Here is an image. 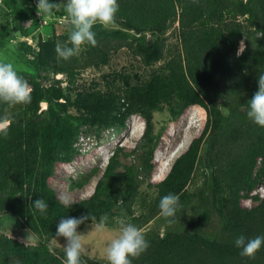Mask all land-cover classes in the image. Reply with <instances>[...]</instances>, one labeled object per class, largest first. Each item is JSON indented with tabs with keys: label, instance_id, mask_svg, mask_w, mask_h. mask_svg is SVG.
I'll return each instance as SVG.
<instances>
[{
	"label": "rangeland",
	"instance_id": "rangeland-1",
	"mask_svg": "<svg viewBox=\"0 0 264 264\" xmlns=\"http://www.w3.org/2000/svg\"><path fill=\"white\" fill-rule=\"evenodd\" d=\"M50 2L57 7L51 15L41 16L38 0H0V31L5 29L0 38V62H11L32 88L29 104L0 109V117L9 116L10 126L16 122L20 127L16 132L17 148L7 160L15 191L32 195L29 189H40L44 174L51 172L46 176L49 175V185L58 197L69 194L72 202L86 199L95 192L98 179L115 155L118 171L129 168L133 171L130 195L119 192L120 198L111 212L96 216L94 221L86 220L77 228L83 235L85 248L81 257L109 264L106 248L118 235L117 217L143 228L146 240L163 237L172 230L217 238L222 228L220 213L230 194L227 183L215 181L222 172L208 165V152L214 137L225 130L229 111L223 99L211 111L197 103L186 104L177 88L170 62L175 57L182 58L185 52L179 16L165 30L139 31L129 27L126 20L115 21L108 27L98 22L92 28L96 46L85 43L78 55L64 60L58 57L56 44L72 47L69 37L73 27L67 20V0ZM14 3L28 17L22 21L27 32L17 26ZM252 7L250 0H226L225 13L248 22ZM261 37L258 32L251 40L242 38L239 44L240 49L243 42L242 54L259 50ZM150 41L163 44V54L158 59L148 60L143 52V46ZM256 92L242 105L244 123L240 127L241 133L252 141L256 129L261 127L247 116L249 101ZM51 101L65 111L53 114L55 125L48 130L37 122L43 116L51 117ZM175 111H181L180 115L174 117ZM148 123L153 135L160 136L156 143L151 144L145 138ZM208 124L190 178L180 187L162 186L160 183L176 159L202 135ZM261 131L264 133V129ZM227 144L230 148L222 151L223 164L233 177L246 182L247 148L241 146L235 153L232 143ZM46 149L56 158L53 165ZM263 171L264 163L259 160L243 191V206L253 207L264 198ZM250 184L253 188L248 187ZM170 193L179 195L181 207L174 218L166 219L160 215L159 203ZM105 214L106 229L97 231L94 225ZM207 214L210 215L206 219ZM168 219L173 223L169 224ZM0 231L65 254L67 240L57 237V230L47 235L19 228L11 212L0 211Z\"/></svg>",
	"mask_w": 264,
	"mask_h": 264
},
{
	"label": "trees",
	"instance_id": "trees-1",
	"mask_svg": "<svg viewBox=\"0 0 264 264\" xmlns=\"http://www.w3.org/2000/svg\"><path fill=\"white\" fill-rule=\"evenodd\" d=\"M250 1L253 4L251 17L248 22H244L225 13L226 0H117L119 10L115 21L126 20L129 27L139 31L165 30L172 19L179 16L185 52L182 58L175 57L170 62L171 75L177 88L186 99V104L197 103L211 111L219 99H223L229 111L225 130L214 137L208 152V165L222 172L215 181L227 183L230 194L220 213L222 228L219 236L210 239L199 233L172 230L163 237L147 240L150 247L138 258L129 257L132 264H264V244L255 258H249L241 256L242 249L234 243L240 235L246 240L264 236V198L253 207L241 204L243 191L258 161L264 163V133L261 131L264 128L256 129L253 141L241 133L243 131L240 128L244 123L242 105L247 103L254 90L258 91V77L264 73V0ZM13 8L17 26L27 32L26 26L22 24L28 19L26 13L15 3ZM258 32L262 33L260 49L237 55L241 39L246 37L251 40ZM4 35L3 28L0 38ZM163 49V44L153 41L143 46L148 60L158 59ZM6 107L9 105L0 102L1 110ZM50 107L53 112L51 117L43 116L37 122L48 130L55 125L56 116L53 114H63L65 111L64 107L53 101ZM180 112L175 111L174 117L179 116ZM19 128L15 122L8 128L10 138L4 139L3 134L0 137V211L11 212L19 228L49 235L57 230L62 218L103 215L113 210L114 202L118 203L119 192L124 196L130 195V174L133 171L131 168L124 172L118 171L119 161L115 155L98 179L95 192L86 199L73 202L71 206L61 203L50 187L49 175H46L51 172L44 174L40 189H29L32 195L18 194L12 184L7 160L17 148L16 132ZM208 130L209 124L202 135L192 141L189 149L176 159L167 177L160 183L162 186L180 187L187 182L193 172L201 141ZM145 138L151 144L160 138L153 135L151 123L146 128ZM229 142L236 148L235 153L241 146L247 148L244 164L248 177L246 182L233 177L223 164L222 151L225 147L230 148ZM46 153L49 163L53 165L55 156L49 149H46ZM248 187L253 188V185ZM255 197L260 198L259 195ZM36 199L46 200V213L41 214L34 208ZM65 259V254L60 255L44 244H25L19 238L0 231V264H62ZM80 261L81 264H101L88 257L80 256Z\"/></svg>",
	"mask_w": 264,
	"mask_h": 264
},
{
	"label": "clouds",
	"instance_id": "clouds-1",
	"mask_svg": "<svg viewBox=\"0 0 264 264\" xmlns=\"http://www.w3.org/2000/svg\"><path fill=\"white\" fill-rule=\"evenodd\" d=\"M57 7L50 0H38V14L51 15L53 8ZM67 12V20L73 27L70 33V43L72 47L57 42L56 53L58 57L68 60L76 56L81 51V45L85 43L96 46V34L92 28L98 22L108 27L115 24V15L119 10L117 0H67L65 5ZM42 16V15H41ZM244 51L243 42L237 55ZM32 88L29 83L17 74L14 65L11 62H0V102H4L9 106L18 104H29L31 102ZM247 116L257 125L264 127V73L258 77V91L249 101V111ZM10 126V118L6 114L0 117V133L8 135V127ZM61 203L65 206L73 204L69 194H62L59 197ZM180 197L176 194H168L161 198L159 203L160 215L164 218H174L176 212L181 207ZM33 206L41 214L48 210V203L45 199H36ZM95 220V217L89 215H81L79 218H62L58 225L56 236L64 237L67 245L64 247L66 259L62 264H81L80 256L85 251L83 235L77 232V228L86 220ZM108 216L105 214L100 218L98 224L94 227L97 231L106 229V221ZM168 223H173L172 219H168ZM116 224L118 227V235L111 239L106 248V256L109 264H132V258H138L142 253L146 252L150 247V242L145 239V231L138 228L132 223H128L125 218L117 217ZM25 244L28 240L24 241ZM235 246L242 249L241 256L255 258V254L264 244V236H257L247 239L240 235L235 241ZM59 258V257H57Z\"/></svg>",
	"mask_w": 264,
	"mask_h": 264
},
{
	"label": "bare ground",
	"instance_id": "bare-ground-1",
	"mask_svg": "<svg viewBox=\"0 0 264 264\" xmlns=\"http://www.w3.org/2000/svg\"><path fill=\"white\" fill-rule=\"evenodd\" d=\"M183 142H184V141H182V143H183ZM184 144H186V143H184ZM184 144H183V145H184ZM179 153H180V152H179ZM176 154H177V153H176ZM168 166H169V165H168ZM168 166H167V167H168ZM169 167H170V166H169ZM169 169H170V168H169ZM166 170H167V169H166Z\"/></svg>",
	"mask_w": 264,
	"mask_h": 264
}]
</instances>
